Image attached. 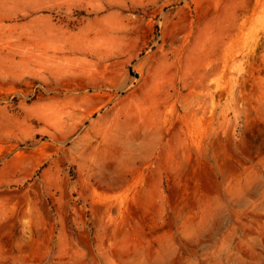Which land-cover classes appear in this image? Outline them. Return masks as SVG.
<instances>
[{"label": "rangeland", "instance_id": "374dc122", "mask_svg": "<svg viewBox=\"0 0 264 264\" xmlns=\"http://www.w3.org/2000/svg\"><path fill=\"white\" fill-rule=\"evenodd\" d=\"M0 264H264V0H0Z\"/></svg>", "mask_w": 264, "mask_h": 264}]
</instances>
